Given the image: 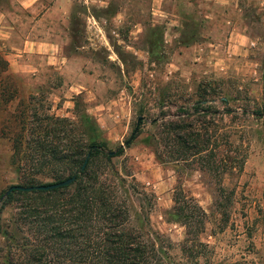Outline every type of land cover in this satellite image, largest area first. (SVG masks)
Returning <instances> with one entry per match:
<instances>
[{"label": "rangeland", "instance_id": "obj_1", "mask_svg": "<svg viewBox=\"0 0 264 264\" xmlns=\"http://www.w3.org/2000/svg\"><path fill=\"white\" fill-rule=\"evenodd\" d=\"M40 9L42 17L46 3ZM65 11L64 18L58 9L46 16L39 33L57 41L65 65L39 59L40 71L19 73L13 45L22 41L10 31L15 25L23 36L33 15L15 0H0V50L12 74L0 78V90L10 87L9 100L0 93V199L19 183L6 124L22 126V103L35 96L30 111L48 109L91 127L110 149L126 146L138 130L115 163L145 194L133 199V225L158 237L176 264H264V0H70ZM206 97L213 102L202 108L221 114L190 120L212 123L220 154L170 158L161 120L183 123L182 107ZM227 151L239 158L228 172ZM178 190L206 213L198 233L204 245L190 243L189 257L182 249L187 229L174 212ZM2 206L0 264H6L15 208L13 200Z\"/></svg>", "mask_w": 264, "mask_h": 264}, {"label": "trees", "instance_id": "obj_2", "mask_svg": "<svg viewBox=\"0 0 264 264\" xmlns=\"http://www.w3.org/2000/svg\"><path fill=\"white\" fill-rule=\"evenodd\" d=\"M7 74L12 76L10 64L0 50V78H7ZM0 91L10 99L8 85ZM34 99L31 96L22 103L24 110L19 119L23 125L13 128V124H6L5 128L12 132L11 162L18 171V185L46 184L47 179L60 182L73 176L76 181L48 191L17 190L3 200V208L12 200L15 208L13 254L6 264H176L168 249L161 248L158 237L133 225V199L144 200L145 194L135 179L123 175L115 163V158L124 155L137 139L138 130L126 146L110 149L94 137L91 127L51 114L48 109L30 111ZM223 101L227 103L228 99ZM211 102L206 97L182 107L183 123L161 120L163 147L170 158L178 155L182 158L177 160L194 161L209 149L213 156L220 154V150L215 151L219 144L212 142L218 134L211 130L212 123H201L199 127L196 120H190L196 115L221 114L210 106L202 108V104ZM235 112L231 108L224 110L226 114ZM226 153L223 169L228 172L236 168L239 158ZM158 157L161 159L160 153ZM174 202L175 215L187 229L182 249L189 257L190 243L204 245L198 233L206 213L183 190L175 192Z\"/></svg>", "mask_w": 264, "mask_h": 264}, {"label": "crops", "instance_id": "obj_3", "mask_svg": "<svg viewBox=\"0 0 264 264\" xmlns=\"http://www.w3.org/2000/svg\"><path fill=\"white\" fill-rule=\"evenodd\" d=\"M16 3L23 9L32 13L31 25L23 36H20V31L15 25H12L10 35L13 34V38H21V45H13V70L19 73H28L30 69L39 70L36 64L41 59L43 62L51 65H65L66 59H61L60 48L56 40L40 37L39 33H43L40 29L47 25L43 24V19L54 13L57 9L61 11V17L66 16L65 9H68L70 0H15ZM41 2L46 3V11L43 13L40 9ZM37 60L32 64L27 60ZM61 60V61H60ZM40 71V70H39ZM37 73V72H35Z\"/></svg>", "mask_w": 264, "mask_h": 264}, {"label": "water", "instance_id": "obj_4", "mask_svg": "<svg viewBox=\"0 0 264 264\" xmlns=\"http://www.w3.org/2000/svg\"><path fill=\"white\" fill-rule=\"evenodd\" d=\"M145 117L141 116L139 117L138 122L140 123L143 121ZM85 166L83 167V169ZM76 181V176H73L72 178L60 181V182H53V183H46L41 185H34V186H23V185H14L12 186L3 196V198L0 200V203L3 202V200L8 197L10 194H12L14 191L20 190V191H34V190H54L65 186H70Z\"/></svg>", "mask_w": 264, "mask_h": 264}]
</instances>
